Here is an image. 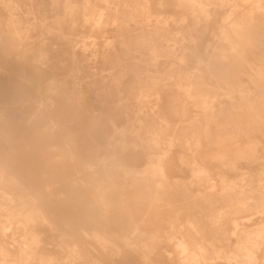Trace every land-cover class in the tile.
<instances>
[{
  "label": "bare ground",
  "instance_id": "obj_1",
  "mask_svg": "<svg viewBox=\"0 0 264 264\" xmlns=\"http://www.w3.org/2000/svg\"><path fill=\"white\" fill-rule=\"evenodd\" d=\"M250 1L0 0V264H264V223L236 216L264 212L239 126L264 113Z\"/></svg>",
  "mask_w": 264,
  "mask_h": 264
},
{
  "label": "rangeland",
  "instance_id": "obj_2",
  "mask_svg": "<svg viewBox=\"0 0 264 264\" xmlns=\"http://www.w3.org/2000/svg\"><path fill=\"white\" fill-rule=\"evenodd\" d=\"M231 3H237L239 6H247V5H253V2L250 0H229ZM263 5H264V0H261ZM229 4L225 5L224 7H221L220 12L216 15H213L214 19L216 20V26H219L220 21L222 20V17L226 16L227 13L229 12ZM226 12V13H225ZM225 14V15H224ZM260 14V13H259ZM259 14H257L256 16H259ZM187 29H185L184 31L186 32ZM217 31V30H216ZM218 32V31H217ZM89 33V34H88ZM86 37L84 36H80V39H85L87 41H91L93 39H97L100 40L101 38H96V36H94V33H91L90 31H87L84 33ZM83 34V35H84ZM87 34V35H86ZM89 35V36H88ZM96 35V34H95ZM51 36V37H50ZM43 40L47 42L46 44V48L49 50V52L51 53V55L55 58L56 55L61 56L62 58L65 59V61L69 58V56L67 54H65V52H63V46L59 45L56 46L53 44L55 42L56 36L53 34H45L44 36H42ZM46 37V38H45ZM208 38H210L209 35H207V39L206 42L207 44H211V41L208 40ZM50 39V40H49ZM58 40V39H57ZM49 43V44H48ZM51 44V45H50ZM50 46V47H49ZM226 46V52L230 53V48H229V44H225ZM209 47V46H208ZM50 48V49H49ZM210 50H212L211 47H209ZM56 49H59L57 51H55ZM209 50V51H210ZM62 51V52H61ZM245 53L247 55H255V51L254 48L252 47H248L247 51H245ZM261 55V52H258ZM207 54V52H206ZM263 56V55H262ZM192 58L191 56H188V58ZM190 59H188V62ZM54 62V61H53ZM68 63L70 62L67 61ZM240 62V61H239ZM68 66L67 69H70L71 65L67 64ZM192 65V64H190ZM196 65V64H193ZM245 66L242 65L243 70H249V67L247 64L244 63ZM54 69V68H53ZM52 70V69H51ZM54 71V70H53ZM247 72V71H246ZM164 72H163V76H164ZM213 78V77H211ZM84 79H86V77H84ZM239 79H241V81H248V76L242 75L239 77ZM211 81L215 82V78L211 79ZM256 95V94H254ZM262 100H264V95L260 94ZM261 106L264 107V104H262ZM241 123H240V127L244 128L246 131V134L248 136L247 140H248V146H249V157H248V164L247 167L245 169L246 174H245V178L247 180L253 179L254 180V184H257L260 182L261 178H264V113L263 116L261 118H257L253 115H250V113H248L247 115L243 116L241 119ZM218 137H217V141L215 144H213L211 146V148L215 149L217 152H221V153H226L227 151H235V149H237V147H234V145H230L229 140H233V135L235 133H227V132H220L218 133ZM13 150V146L12 144L8 141L7 137L5 134H3L2 132H0V152L2 153H6V155H9ZM238 150V149H237ZM21 167H23L26 171H28V167H30V165L25 164V163H21L19 164ZM28 166V167H27ZM243 175H241L240 177H238L236 180L240 181ZM249 200V199H248ZM248 215L250 213V209H248L247 211ZM245 211L240 212L238 215V220L240 222H245L247 221V224H253L254 226H258V225H262L264 223V212H256L253 215H250V217H253V219H249L247 218H243V216L245 215ZM15 228V227H14ZM71 230H74L76 232H78L77 227H71ZM75 234V233H74ZM120 264H130V261L127 257L124 256V258H122V263Z\"/></svg>",
  "mask_w": 264,
  "mask_h": 264
}]
</instances>
